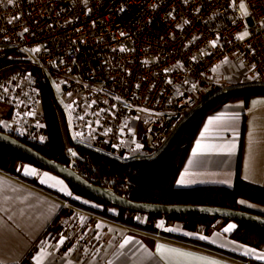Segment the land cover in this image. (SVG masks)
Wrapping results in <instances>:
<instances>
[{"label": "built area", "instance_id": "built-area-1", "mask_svg": "<svg viewBox=\"0 0 264 264\" xmlns=\"http://www.w3.org/2000/svg\"><path fill=\"white\" fill-rule=\"evenodd\" d=\"M0 47L59 81L78 144L120 161L147 158L205 98L264 83V0H0ZM10 79L0 83L9 133L43 143L33 74ZM73 152L64 155L75 171L121 185Z\"/></svg>", "mask_w": 264, "mask_h": 264}, {"label": "crops", "instance_id": "crops-1", "mask_svg": "<svg viewBox=\"0 0 264 264\" xmlns=\"http://www.w3.org/2000/svg\"><path fill=\"white\" fill-rule=\"evenodd\" d=\"M253 98L264 95L253 96L247 103L235 100L219 105L206 115L176 186L231 187L236 175L264 186V103H260L264 99ZM254 101L258 103L254 105ZM0 112L8 114L0 117V126L9 132L11 106L5 100H0ZM236 113L239 118L232 119ZM218 116L223 119H213ZM232 143L235 149L231 155L219 147ZM18 171L19 176L0 170V264H264L260 258L264 256V242L256 247L231 237L236 221L217 219L209 232H202L187 230L180 222L161 216L156 220L157 231H150L74 206L71 199L102 209L92 200L74 195L68 182L48 169L22 162ZM181 180L184 182L178 183ZM255 206L264 213L263 205ZM139 220L144 222L146 216L141 215ZM229 224L236 227L225 233L223 229ZM61 236L66 237L65 242L56 247ZM125 238L132 242L121 249ZM157 246L190 255L161 259ZM197 257L202 259H194Z\"/></svg>", "mask_w": 264, "mask_h": 264}, {"label": "trees", "instance_id": "trees-1", "mask_svg": "<svg viewBox=\"0 0 264 264\" xmlns=\"http://www.w3.org/2000/svg\"><path fill=\"white\" fill-rule=\"evenodd\" d=\"M22 55L19 52L7 55L6 50L0 54V83L17 71L29 70L33 74L35 84L39 90L42 110L41 120L45 124L43 132L46 139L43 143H38L17 137L40 153L66 165L70 164L64 155L66 149H73L77 153L78 158L82 159L87 156L88 162L93 166L92 170L95 173L103 174L108 178H115L116 183L121 185L114 186L115 184H113L110 186L96 181H93V183L110 186L118 193L135 201L165 204L219 205L264 215V213L256 212L238 202L239 197H244L264 205V186L248 182L238 175H236L231 187L200 185L181 188L176 186V179L182 169L184 160L206 115L219 105L235 100L247 103L253 96L264 95V84L234 86L205 98L185 116L168 141L157 149L154 155L147 158L120 161L101 154L95 149L78 144L73 140L65 109L58 100L50 81L29 58ZM7 115V113L0 112V117L6 118ZM0 130L5 131L1 126ZM22 162H29L47 169L27 155L0 142V170L19 176L18 166ZM68 184L74 195L93 199L103 204L104 208L98 209L71 199L70 202L74 206L150 231H157L156 220L161 216L165 217L167 221L180 222L187 230L202 232H209L213 228V222L217 219L227 221L223 218L207 215L138 212L113 206L99 198L93 197L88 192L69 182ZM109 207L115 208V212L109 211ZM65 211V209L62 210V212ZM141 215L146 216L144 222L136 218V216ZM236 222L237 227L231 233L233 239L256 247L264 242V227L241 221ZM173 236L191 242H199L181 235Z\"/></svg>", "mask_w": 264, "mask_h": 264}, {"label": "water", "instance_id": "water-1", "mask_svg": "<svg viewBox=\"0 0 264 264\" xmlns=\"http://www.w3.org/2000/svg\"><path fill=\"white\" fill-rule=\"evenodd\" d=\"M0 142L27 155L35 162L58 174L67 182L88 192L93 197L99 198L113 206L151 214L207 215L264 227V215L242 209L207 204H165L135 201L110 187L93 183L69 165L45 156L29 144L8 132L0 130Z\"/></svg>", "mask_w": 264, "mask_h": 264}, {"label": "snow or ice", "instance_id": "snow-or-ice-1", "mask_svg": "<svg viewBox=\"0 0 264 264\" xmlns=\"http://www.w3.org/2000/svg\"><path fill=\"white\" fill-rule=\"evenodd\" d=\"M7 2H8L9 4H12V3L15 2V0H7ZM153 7H155V6H153ZM239 7H240V9L242 10V13H243L244 16L249 15L248 10H247V5H246L245 3L241 2V3L239 4ZM122 10H123V9H122ZM169 15H171V14H169ZM17 19H18V17H17ZM9 23H11V21H9ZM184 23H188V21H185ZM25 31H27V29H25ZM121 35L123 36L124 33H121ZM247 35H248V33L245 32L243 35L238 36L237 39H243V38H244L245 36H247ZM212 46L215 47V42H212ZM31 51H33V52H39L40 49H38V48H37V49H32ZM120 51L123 52V51H126V49H125L124 47H121V48H120ZM165 71H167V70H165ZM253 103H254V105H255V104L258 103V102H255V101H254ZM260 103H264V102H260ZM238 118H239V113H236V114H234V115L232 116V119H238ZM213 119L216 120V121H219V120L223 119V117H222V116H218V117H215V118H213ZM212 122H213V120H210V121H209V123H212ZM129 131H131V129H129ZM205 131H207V129H205ZM201 135H203V133H201ZM41 139H43V137H42ZM139 147H140V145L137 144V148H139ZM209 147H213V146H209ZM219 147L221 148V150H223V151H225L227 154L231 155V154L233 153L234 149H235V144H234V143H232V144H225V145H222V146H219ZM198 148H200V144H199V142L197 143V149H198ZM197 149H194V150H193V154H194V155L197 154ZM72 155L75 156L76 153L73 152ZM183 182H184L183 180L178 181V183H183ZM240 203L243 204L244 202H243V201H240ZM235 227H236V226H235L234 224H229L227 227H225V228L223 229V231H224L225 233H227V232H230V231H231L233 228H235ZM199 238H200L201 240L205 239L204 236H201V237H199ZM65 239H66V237L61 236L60 239H59L58 242H57L56 247H59L60 245H63L64 242H65ZM131 242H132V241H131V238H125L124 241H123V243H121V244L119 245V247H120L121 249H124L125 246H126V245H129ZM71 251H72V249H69V252H71ZM250 251H251V250H250ZM157 252L160 253V255H161V259H165V260H168L171 256H176V257H187V256L190 255V254H188V253L179 252V251H177L176 249H162L160 246H157ZM165 253H167L168 255L166 256ZM66 255H67V254H66ZM260 258H261V259H264V256H261ZM194 259H202V258L197 257V258H194ZM38 264H40V261H38Z\"/></svg>", "mask_w": 264, "mask_h": 264}, {"label": "rangeland", "instance_id": "rangeland-1", "mask_svg": "<svg viewBox=\"0 0 264 264\" xmlns=\"http://www.w3.org/2000/svg\"><path fill=\"white\" fill-rule=\"evenodd\" d=\"M4 52V48H2V47H0V54H2ZM22 56H24L25 57V55H22ZM25 71H28V70H25ZM25 71H17V72H14L13 73V75H11V76H9V78L8 79H5L4 81H10V82H12L13 84L14 83H17V79H16V81L15 80H13V79H10V78H12V77H14V75H18V74H22L23 72H25ZM45 76L48 78V80L50 81V83H51V85H52V87H53V89H54V92H55V94L58 96V92H59V89H60V83H59V81L58 80H56L54 77H52L51 75H49V74H45ZM59 97V96H58ZM59 100H60V102L62 103V105L64 106V108L66 107L65 106V99L63 98V97H59L58 98ZM253 99H255V100H263L264 98H253ZM72 191V190H71ZM90 200H92V202H93V204L96 206L97 205V207H100V208H104V205L103 204H101V203H99V202H96L95 200H93V199H90ZM240 201H243L244 203L242 204V203H240ZM238 202L241 204V205H248V206H251L250 207V209H252V210H254V211H256V212H261V210H258V209H261V208H259L258 206H255V204H257V205H261V204H259V203H256V202H253V201H251V200H248V199H246V198H244V197H239L238 198ZM264 206V205H263ZM108 210L109 211H112V212H115V208H113V207H109L108 208ZM138 218L140 219V216H138Z\"/></svg>", "mask_w": 264, "mask_h": 264}]
</instances>
